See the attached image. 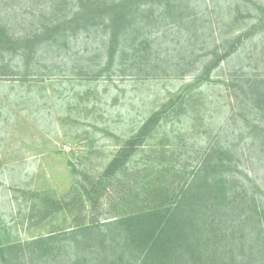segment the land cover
<instances>
[{"label":"rangeland","instance_id":"374dc122","mask_svg":"<svg viewBox=\"0 0 264 264\" xmlns=\"http://www.w3.org/2000/svg\"><path fill=\"white\" fill-rule=\"evenodd\" d=\"M200 4L190 31L161 25L158 34L148 37L144 29L133 34L136 42L118 43L116 52L93 34L71 37L63 51L42 46L26 67L21 57L10 61L7 55L5 62L27 75L26 80L0 77V264L76 263L65 255L41 257L39 249L58 246L65 232L79 224L99 222L98 229L106 231L104 223L120 215L167 204L219 141L232 151L229 164L236 167L234 175L227 174L228 185L264 203V111L259 115L244 94L249 86L264 83V11L260 16L255 6L264 10V0ZM26 6L25 0H0V18L23 36L35 26L33 5ZM240 36L236 53L208 78L205 69L215 47ZM145 37L151 46L139 49ZM125 47L122 55L119 48ZM165 103L169 107L161 126L120 171L108 176V164ZM181 105L190 111L186 117L174 115ZM253 126H260L257 143L259 130L251 131ZM134 180L151 190L140 201L133 190L130 202L123 203ZM101 182L108 184L107 191L96 204L90 202L86 191ZM50 201L70 203V210L44 216ZM52 236L59 237L57 242ZM87 242L79 248L86 257L77 260L89 264L101 252L98 244ZM16 243L21 248L2 252Z\"/></svg>","mask_w":264,"mask_h":264},{"label":"trees","instance_id":"16d2710c","mask_svg":"<svg viewBox=\"0 0 264 264\" xmlns=\"http://www.w3.org/2000/svg\"><path fill=\"white\" fill-rule=\"evenodd\" d=\"M25 1L26 8L33 5L30 10L35 25L34 29L26 31V35L14 33L8 27V19L0 18V77L22 75L26 80L27 73L13 70L11 60L21 57L23 66L26 67L36 58V54L40 55L42 46L54 45L63 51V48L68 47L71 37L99 34L106 46L109 44L112 51L116 52L118 43L128 45L129 40L136 42L138 36L133 34H141L144 29L148 37L158 34L161 25L169 28L180 26V32L190 31L198 20L200 12L197 9L201 6L200 0ZM255 6L261 16L263 7ZM241 38L242 36L235 40L226 39L215 47L211 53L213 57L205 69L208 78L214 69L236 53L239 47L237 42ZM147 40L145 37V42H141L139 49L150 48L151 44L146 43ZM126 49L119 48V53L124 55ZM133 49L136 50V46ZM7 55L10 56V61L5 62ZM115 58L116 56H111V64ZM181 73L185 77L188 72L184 70ZM259 82L261 84L249 86L244 94L248 104L251 103L258 114L262 115L264 83ZM185 100L183 98L181 102L185 103ZM168 107V103H165L151 115L141 126L139 133L126 142L125 148L119 150L108 164V176L113 177L120 171L132 158L136 147L161 126ZM189 113L181 105L180 113L177 109L174 115L186 117ZM256 127L253 126L251 131ZM257 129L259 131L254 134L253 139L256 141L252 140L254 143L262 140L260 126ZM219 142L203 158L199 171L185 182L180 193L167 204L120 215L121 218L104 223L106 231L98 229L99 222L79 224L70 232H65L67 235L62 236L64 238L60 239L58 246L54 245L50 249L41 246L40 256L50 255L55 258L65 255L70 262L76 261L74 264H87L88 262H79L80 259L77 258L86 257L79 252L82 246L80 242L89 241L95 247L98 244L101 252L98 259H92L94 263L89 264H264V203H260L253 195L248 199L244 188L241 190L237 189L236 184L228 185L227 174H233L236 167L229 164L232 151ZM134 181L131 182L128 195H125L128 197L122 200L123 203L130 202L133 190L138 193L135 197L139 201L151 190L142 181ZM107 185L102 183L99 187L93 186L91 190H87L89 201L95 204L99 202L102 194L107 191ZM62 210L69 211L70 203L50 201L43 214L46 216L51 211L58 213ZM209 214L213 216L207 218ZM68 236L73 243L68 240ZM49 239L55 243L59 237L52 236ZM46 240L48 239L33 244H41ZM17 248H21L17 243L8 244L2 252L11 253ZM113 253L116 255L114 259L111 256ZM13 254L14 252L10 257Z\"/></svg>","mask_w":264,"mask_h":264}]
</instances>
